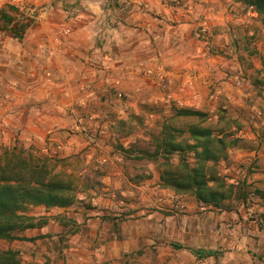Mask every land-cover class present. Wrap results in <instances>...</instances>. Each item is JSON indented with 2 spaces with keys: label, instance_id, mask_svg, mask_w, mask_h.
Returning <instances> with one entry per match:
<instances>
[{
  "label": "rangeland",
  "instance_id": "374dc122",
  "mask_svg": "<svg viewBox=\"0 0 264 264\" xmlns=\"http://www.w3.org/2000/svg\"><path fill=\"white\" fill-rule=\"evenodd\" d=\"M3 3L0 164L69 188L0 264H264V0Z\"/></svg>",
  "mask_w": 264,
  "mask_h": 264
},
{
  "label": "trees",
  "instance_id": "16d2710c",
  "mask_svg": "<svg viewBox=\"0 0 264 264\" xmlns=\"http://www.w3.org/2000/svg\"><path fill=\"white\" fill-rule=\"evenodd\" d=\"M181 115L201 116L197 112L178 111ZM192 136L204 138V133L197 130L192 131ZM12 156L18 161L19 166L13 170H6L7 167L0 164V222L5 218H13L16 212L25 208V205L51 206L65 205L68 197L63 196V190L68 191L69 184L59 182L55 176L46 179L41 176L39 170L43 168L31 160L33 157L23 156L22 151L11 150ZM17 168H19L17 170ZM40 168V169H39ZM28 171L34 173L33 178L27 177ZM38 174V175H37ZM12 226L0 223V237H6ZM174 249H182L179 245H171ZM192 255L196 259L218 256L215 251L192 250Z\"/></svg>",
  "mask_w": 264,
  "mask_h": 264
},
{
  "label": "built area",
  "instance_id": "2783aa9c",
  "mask_svg": "<svg viewBox=\"0 0 264 264\" xmlns=\"http://www.w3.org/2000/svg\"><path fill=\"white\" fill-rule=\"evenodd\" d=\"M4 2L3 4L7 5L8 8L19 10L20 12H28L26 11V2L27 0H0ZM29 15V14H28ZM32 15V13H30Z\"/></svg>",
  "mask_w": 264,
  "mask_h": 264
}]
</instances>
